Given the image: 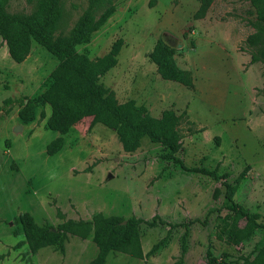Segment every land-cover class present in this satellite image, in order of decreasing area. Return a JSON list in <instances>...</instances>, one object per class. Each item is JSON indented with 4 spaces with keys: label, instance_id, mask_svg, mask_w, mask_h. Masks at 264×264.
<instances>
[{
    "label": "rangeland",
    "instance_id": "1",
    "mask_svg": "<svg viewBox=\"0 0 264 264\" xmlns=\"http://www.w3.org/2000/svg\"><path fill=\"white\" fill-rule=\"evenodd\" d=\"M36 1L8 0L6 11L27 15L33 11ZM127 1L114 0L116 11L111 21L108 18L92 34L89 43L76 46L75 50L95 59L107 54L117 39L123 41L117 66L99 82L114 93L119 103L134 99L135 104L144 106L153 118H160L166 110H173L179 116L175 159L168 158L169 151L165 147L151 143L145 137L133 149H125L114 129L92 125L91 117L75 125L71 134L69 131L60 135L46 129L50 109L37 103L36 99L57 60L35 42H32L23 65L12 62L9 57L0 60V264H53L46 259L51 249L56 248L47 246L39 249L36 255L30 253L24 234L13 222L14 217L28 213L39 228L56 232L59 225L67 221L63 211L70 203L76 202L84 205V220L81 221H90L95 215L124 223L138 221L144 257L136 259L110 252L105 264H209L219 258L226 264H250L257 255L256 246L263 230L257 228L239 243H229L227 236L221 235L222 227L231 216L224 204V187L208 177L183 170L181 165L185 168L204 166L216 170L218 176L227 174L224 181L235 186V203L252 209V212L246 210L257 214V222L264 227V208L259 209L256 200L252 202L247 198L253 187L251 182L242 184L253 164L252 155L264 152V133L255 132L246 115L239 113L240 120L233 113V118H238L235 125L239 132L236 142L231 144V151L244 162L238 167L224 168L222 162L218 163L224 159L219 152L221 140L213 129L216 119L229 115L215 114V119L207 117L205 120L201 110L188 113L189 102L195 110L217 102L216 97L204 95L205 67L195 66L192 72L196 81L191 88H186L161 78H158L159 82L152 77L148 80L141 78L143 71L150 74V66L154 67L148 60L136 66L127 63L132 53H138V60L142 61L151 51L154 37L164 38L173 46L177 66H189L185 57L191 52L190 42L201 47L203 39L208 36L217 39L222 31L233 45H238L246 58L250 57L251 62L250 48L246 43L255 34V22L263 21L255 14L250 0H212L204 16L198 19L191 16L194 0H147L149 7L137 6L125 16L120 9ZM88 5L89 0H62V19L57 34H68ZM103 9L104 5L96 15ZM192 29L195 34H188L184 40L183 32ZM258 42L264 44V38ZM178 44L182 46L178 48ZM5 50V43L0 38V58ZM198 53L200 56V51ZM251 64L254 81L251 94L257 100L264 96V64ZM129 79H135L136 85L132 84V87L136 90L141 82H146L148 88L153 84L168 83L171 86L161 90L164 99H148L137 91L132 94L127 90L126 80ZM249 92L247 89L240 99L242 109L251 107ZM168 93L171 94L169 99ZM29 101L33 105L25 121L20 114ZM226 122L232 125L231 121ZM59 137L63 141L61 150L48 156L46 146ZM224 141L222 148L227 150L229 139L224 137ZM243 171L244 178L238 180ZM90 202H93V210L86 204ZM246 224L244 218L238 221L240 229ZM92 232L91 229L88 237L92 238ZM12 244H16V247H9L12 251L5 250ZM91 245L92 251H88L84 262L96 255V247L93 243Z\"/></svg>",
    "mask_w": 264,
    "mask_h": 264
},
{
    "label": "trees",
    "instance_id": "2",
    "mask_svg": "<svg viewBox=\"0 0 264 264\" xmlns=\"http://www.w3.org/2000/svg\"><path fill=\"white\" fill-rule=\"evenodd\" d=\"M7 2L8 0H0V38L5 43L10 59L17 64L24 62L30 54L32 42H35L57 60L36 99L37 103L47 105L50 109L46 129L65 135L83 119L91 117L92 125L100 124L114 129L125 149H133L145 137L151 143L165 147L169 151L168 158L175 159L173 155L178 150L179 116L173 110H166L160 118H153L144 106H137L133 100L119 103L114 93L103 88L99 82L116 66L123 41L117 39L107 54L95 59H89L75 50L76 46L89 43L92 34L114 14V0H89L87 10L66 35L57 34L62 19V0H37L33 11L27 15L8 13ZM198 2L195 19L204 16L212 0ZM250 2L263 23L255 22V34L246 44L250 48L251 63L264 64V44L258 42L264 38V0ZM102 5L103 11L96 15ZM190 46L193 48L194 43L190 42ZM148 59L156 66V72L162 80L175 82L186 88L192 87L191 73L177 66L174 49L161 39L156 41ZM32 105L33 102L29 101L23 108L21 119L27 121ZM62 142L61 137L51 141L46 146V154L53 156L58 153ZM181 167L187 172L219 182L224 187V204L231 211V216L222 227L221 235L225 234L229 243H239L257 228L263 230V236L256 246L257 255L250 264H264V227L257 222V214H252L235 203V186L224 181L228 175L218 176L216 170L204 166ZM244 174L245 171L239 175L238 180H242ZM240 218H244L247 223L243 229L238 227ZM13 222L24 234L30 253H36L47 246H53L62 253L68 235L86 239L92 229V242L97 248V254L89 264H105L110 252H119L136 259L144 257L137 220L124 223L122 220L95 215L90 221L67 220L59 225L56 232L39 228L28 213L15 216ZM217 260L209 264H215ZM222 264H226L224 260Z\"/></svg>",
    "mask_w": 264,
    "mask_h": 264
},
{
    "label": "crops",
    "instance_id": "3",
    "mask_svg": "<svg viewBox=\"0 0 264 264\" xmlns=\"http://www.w3.org/2000/svg\"><path fill=\"white\" fill-rule=\"evenodd\" d=\"M194 3L195 4L192 6L193 11L191 12V16L192 15L194 16L196 11L198 10V0H194ZM137 6L142 7V8L149 7L148 1L147 0H138V1L128 0L125 7H121L120 12L126 16L127 14H129L131 10L135 9V7ZM112 17L113 15L109 18L110 19L109 21H111ZM188 34L194 35L195 32L193 29L188 33L183 32L184 40L187 39ZM153 39H154V43H153V47H154L158 38L153 37ZM161 40L164 43H166V45L173 48V46L168 42V40L164 38H161ZM181 46L182 45L180 44L177 45L178 48H180ZM189 50H191V52L189 51V53L185 57V60L188 62V64L186 65H189V66L183 65V66H180V68L183 70H187L191 73L192 78H193V84H194L197 77L195 76V74H193L192 71H194V69L196 68L195 67L196 65L204 66L205 68H204V73H203V80H204L205 85L202 88L206 92L204 93V95L207 94L210 97L211 96L216 97L217 102L219 103L215 102L213 106L210 105L212 107L208 105H203L202 107H199V109L195 110L196 108L192 107L190 105V102L188 101L189 106L191 107L188 110V113L194 114L195 112L201 110L202 115L203 114L205 115V116L203 115L205 120L207 119V117L208 119H212V120L215 119L214 118L215 114H219V115L228 114L229 116H226L225 118L219 117L218 119H216L217 122H215L214 120L216 126L214 127L213 131L215 132V134L219 136L221 140L219 152L220 154H223V158H224L223 160L220 159L218 163L222 162V166H224V168H228L231 165L235 167L241 166L240 163L244 162V160L242 159V157H238L237 154H233V152L231 151V146L236 142V139L238 138V132H239V127L235 125L236 121L238 120V118L236 117H239L240 120L242 119L241 116H239L238 114L242 113V115L247 116V119L249 120L248 123L250 124V127H252L255 132L257 131L258 133H262V134L264 133V112H261V110L264 111V96H260L257 98V100H255L251 94L253 91L254 81L252 77L253 71L251 70V68L253 67V64H251L250 62V57L246 58V56H244L245 55L244 52L240 51V49L238 48V45L236 44L233 45L230 42V38L223 31L219 32V37L217 39L216 37L208 36L207 39H203L201 47H196L194 43V47L193 48L191 47V49ZM151 51L145 54V58L142 59V61L138 60V53L137 54L132 53L130 57L128 58L127 65L136 66L137 63L143 64L147 60L150 62V60L148 59V56L151 53ZM199 51H200V56L198 53ZM1 56L2 58H0V60H3L9 57L7 48L4 52L1 53ZM118 57H119V54H118ZM118 57H117V64H118ZM26 60L20 64L23 65L26 62ZM149 70H151V73L148 74L145 71H143V74L140 75L141 78L147 79L148 77H152V78H155V81L160 80L158 78H161V77L157 74L155 65L154 67L150 66ZM153 70H154V73H152ZM108 72H111V71H108ZM108 72L106 74H108ZM117 72L118 71L116 69L115 75L117 74ZM126 83L128 86L127 90L129 92H132V94H135V92L137 91L139 95H144L145 97L148 96V99L155 97L157 100H159L160 98L164 99L165 96L163 95L161 90L165 88H169L171 86L168 83H165V85H162V84L154 85L153 84L151 88H148V86L146 85L147 84L146 82L145 83L143 82V84L141 82L137 86V90H136V87L134 88L132 87V84L136 85L135 79L126 80ZM247 89L250 90L249 93H250V98H251V101H250L251 105L249 106L251 107L247 109H244V108L242 109V107H239L241 106L240 99L243 93L247 91ZM132 94H129V96H133ZM184 96L185 98L187 97L185 93H184ZM169 98H171L170 93H168V99ZM131 100H134V99H131ZM216 103L218 105H216ZM233 113H236L235 118H233L234 117ZM226 121H231L232 125H229ZM196 122H199V121H196ZM68 134H71V131ZM224 137L229 139L227 150L222 148L223 145L225 144ZM252 157H254V160L252 162L253 164L247 165V166L250 165L251 169H250V172L248 173V176H246V180H243L242 184H245L247 181L251 182L253 187L250 189L249 191L250 195H248L247 198H251L252 202L256 200L255 201L256 207H258L259 209H262L264 208V152L254 153ZM70 168L71 167L68 168L69 173H71V170H72ZM86 204L92 210L94 209L92 207L93 202L86 203ZM71 205L73 206V210L71 209ZM83 206L84 205L82 202H76L75 204L70 203L68 207L63 211L64 214H66V220H72L75 222L84 220V217L82 215ZM244 208L252 212V209L247 208L245 206ZM253 210L256 211V208H253ZM49 216L51 217V215ZM88 217L86 219L90 218ZM72 237H74V239H72ZM92 243L93 242H92L91 237H88L86 239H81L76 236H69L68 239L63 244V252L60 253L59 251L55 249H51L46 261L53 263V264H55V260H58V264L59 263L60 264H89V262H91L95 257L86 262H84V258L87 255L88 251H92L91 250V248H93L91 247ZM9 247H16V244H12L8 246L5 250L12 251V249ZM40 250H38L34 255H36ZM54 252H57L59 256L57 255V253H54ZM96 254H97V248H96Z\"/></svg>",
    "mask_w": 264,
    "mask_h": 264
},
{
    "label": "built area",
    "instance_id": "4",
    "mask_svg": "<svg viewBox=\"0 0 264 264\" xmlns=\"http://www.w3.org/2000/svg\"><path fill=\"white\" fill-rule=\"evenodd\" d=\"M215 264H222V258H219Z\"/></svg>",
    "mask_w": 264,
    "mask_h": 264
},
{
    "label": "water",
    "instance_id": "5",
    "mask_svg": "<svg viewBox=\"0 0 264 264\" xmlns=\"http://www.w3.org/2000/svg\"><path fill=\"white\" fill-rule=\"evenodd\" d=\"M124 224V223H123Z\"/></svg>",
    "mask_w": 264,
    "mask_h": 264
}]
</instances>
